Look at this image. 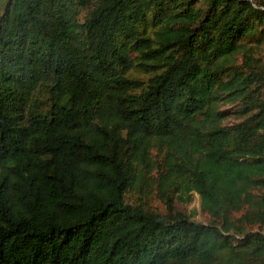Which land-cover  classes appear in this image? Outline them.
Returning <instances> with one entry per match:
<instances>
[{
    "label": "trees",
    "instance_id": "1",
    "mask_svg": "<svg viewBox=\"0 0 264 264\" xmlns=\"http://www.w3.org/2000/svg\"><path fill=\"white\" fill-rule=\"evenodd\" d=\"M257 48L264 0H0V264H264Z\"/></svg>",
    "mask_w": 264,
    "mask_h": 264
},
{
    "label": "rangeland",
    "instance_id": "2",
    "mask_svg": "<svg viewBox=\"0 0 264 264\" xmlns=\"http://www.w3.org/2000/svg\"><path fill=\"white\" fill-rule=\"evenodd\" d=\"M260 49H256L257 54L259 55V58L264 60V52L259 53ZM222 106L225 108L227 107L230 110V115L226 119V122H232L239 119V113L236 111L239 107V104L235 103H222ZM149 191V190H146ZM133 200H140L144 199L148 207L154 208V209H160L164 210L165 204L162 201L161 198H159L155 190L151 188V192L147 193V196H143V194L139 191L133 192V194L130 195ZM176 207L185 211L192 219L198 220V221H206L208 220V215L201 210L200 205V196L194 192L192 194V198L189 201L182 202L177 201L175 203Z\"/></svg>",
    "mask_w": 264,
    "mask_h": 264
}]
</instances>
